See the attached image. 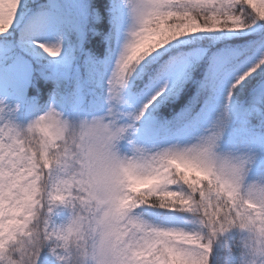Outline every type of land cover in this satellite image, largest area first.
I'll return each instance as SVG.
<instances>
[{"label": "snow or ice", "instance_id": "6c2138e0", "mask_svg": "<svg viewBox=\"0 0 264 264\" xmlns=\"http://www.w3.org/2000/svg\"><path fill=\"white\" fill-rule=\"evenodd\" d=\"M0 25V61L41 63L56 83L37 114H105L118 142L70 180L57 126L25 139L0 122V264L31 224L48 234L61 206L89 209L105 264H232L235 249L216 251L225 225L264 224V199H245L255 154L229 143L236 97L255 83L264 103V0H0ZM37 264L57 259L45 246Z\"/></svg>", "mask_w": 264, "mask_h": 264}, {"label": "clouds", "instance_id": "9594fccd", "mask_svg": "<svg viewBox=\"0 0 264 264\" xmlns=\"http://www.w3.org/2000/svg\"><path fill=\"white\" fill-rule=\"evenodd\" d=\"M2 27V25H0ZM18 105L9 107L0 98V122L7 125L11 119L4 113H11ZM16 124L25 139L50 136V129H59L60 147L67 149L75 160V166L66 170L68 179H80L87 172L90 163L102 167L105 157L115 148L114 129L105 114L81 116L75 120L55 109H46L32 117L23 126ZM254 159V157H253ZM253 159L249 162L252 163ZM248 165V167H249ZM264 182L253 180L245 190V199H264ZM68 217L56 223L48 234L42 233L38 223L31 224L23 235L18 236L7 247L5 264H37L38 255L47 246L49 255L57 259V264H105L102 254L103 228L90 223L89 209L68 208ZM227 234L216 238L225 251L235 249L232 264H264V224L250 220L229 221L225 225ZM235 230L234 238L230 233Z\"/></svg>", "mask_w": 264, "mask_h": 264}, {"label": "trees", "instance_id": "16d2710c", "mask_svg": "<svg viewBox=\"0 0 264 264\" xmlns=\"http://www.w3.org/2000/svg\"><path fill=\"white\" fill-rule=\"evenodd\" d=\"M36 2L39 3L41 0H36ZM96 3H106V0H96ZM85 47L101 57L104 55L105 45L102 37H90L86 40ZM0 66L14 70V64L8 62L0 61ZM48 74H50L49 70L45 68L43 64L29 62L24 76V80H26L28 84L26 96L24 98L17 97L14 90L11 88L8 89L5 95H0V98H3L9 107L18 105V108H16L15 111L11 113L6 112L2 115L12 119L18 125L23 126L37 114L36 109L42 111L50 102H55L51 97V93L53 92V89L56 88V83L52 79H45V75ZM17 83H20V81H17ZM71 87L72 85L70 81H62L60 84V91L61 93H67ZM254 88L255 83L250 85L245 93H242L237 97L245 102L258 105L264 111V103L254 102L253 100L251 93ZM58 99L59 97L57 100ZM57 106L65 115H70L71 109L69 106ZM232 118V130L229 133V143L232 145H239L243 148L248 145V140L251 136L259 132H264V120L259 121V116L255 114H245L238 118H235L232 115ZM261 177H264V154L254 155V159L248 167L246 179L254 180ZM68 215V209L61 206L56 209L53 219L56 223H60L64 221ZM235 235L236 232L233 230L232 233H230V236L234 238ZM216 251L222 255L223 247L218 244Z\"/></svg>", "mask_w": 264, "mask_h": 264}, {"label": "rangeland", "instance_id": "374dc122", "mask_svg": "<svg viewBox=\"0 0 264 264\" xmlns=\"http://www.w3.org/2000/svg\"><path fill=\"white\" fill-rule=\"evenodd\" d=\"M26 71L27 66L23 64H15L14 70H4L0 68V94H4L9 86H15L16 80L22 79L21 84L16 87V93L18 96L25 95L27 82L24 80V76ZM252 106L253 104L244 102L239 97H236L235 108L232 114L235 117H240L245 114H255L259 116V121L264 120V111L256 104H254V106L256 109H258V111H244V109H251ZM248 141V145L243 147L244 150L250 151L255 155L264 154V132L256 133L255 135L251 136ZM127 147L128 146L124 143L119 145L121 151H127Z\"/></svg>", "mask_w": 264, "mask_h": 264}]
</instances>
